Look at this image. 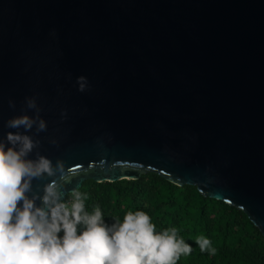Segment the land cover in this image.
<instances>
[{"label": "water", "instance_id": "water-1", "mask_svg": "<svg viewBox=\"0 0 264 264\" xmlns=\"http://www.w3.org/2000/svg\"><path fill=\"white\" fill-rule=\"evenodd\" d=\"M26 98L29 158L62 160L65 193L153 172L264 239V0H0V138Z\"/></svg>", "mask_w": 264, "mask_h": 264}, {"label": "clouds", "instance_id": "clouds-1", "mask_svg": "<svg viewBox=\"0 0 264 264\" xmlns=\"http://www.w3.org/2000/svg\"><path fill=\"white\" fill-rule=\"evenodd\" d=\"M77 85L85 91L86 77H77ZM25 103L35 115L22 113L7 121L8 128L24 132L9 131L0 138V264H177L192 253L177 228L157 231L145 211L129 210L122 221L108 225L99 206L86 210L88 197L79 187L65 193L72 175L62 160L53 165L38 152L29 158L40 141L27 133L46 131L47 126L35 98ZM9 105L14 107L12 101ZM44 176L53 179L34 190L33 181ZM68 193L71 199L64 198ZM195 242L201 252L216 255L207 237L198 236Z\"/></svg>", "mask_w": 264, "mask_h": 264}, {"label": "trees", "instance_id": "trees-1", "mask_svg": "<svg viewBox=\"0 0 264 264\" xmlns=\"http://www.w3.org/2000/svg\"><path fill=\"white\" fill-rule=\"evenodd\" d=\"M81 185L88 197L86 210L99 206L108 225L122 221L129 210H141L150 215L157 231L177 228L192 246V253L181 256L177 264H264V239L246 215L223 201L202 196L193 185L168 183L153 172L140 174L136 180L88 179ZM201 235L217 249L215 256L200 251L195 240Z\"/></svg>", "mask_w": 264, "mask_h": 264}, {"label": "rangeland", "instance_id": "rangeland-1", "mask_svg": "<svg viewBox=\"0 0 264 264\" xmlns=\"http://www.w3.org/2000/svg\"><path fill=\"white\" fill-rule=\"evenodd\" d=\"M230 235H231V233H230Z\"/></svg>", "mask_w": 264, "mask_h": 264}]
</instances>
